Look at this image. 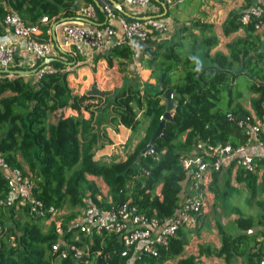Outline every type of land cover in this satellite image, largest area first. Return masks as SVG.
<instances>
[{
    "label": "trees",
    "instance_id": "1",
    "mask_svg": "<svg viewBox=\"0 0 264 264\" xmlns=\"http://www.w3.org/2000/svg\"><path fill=\"white\" fill-rule=\"evenodd\" d=\"M87 2L95 4L93 0ZM80 6L79 0H0V18L14 11L24 23L38 26V40L51 41L47 34L51 25L61 20H75ZM114 11L131 20L124 12ZM96 17L101 22L105 18V13L97 7ZM239 17L240 14H232L228 18L224 34L241 28L247 36L229 44L227 56L211 55L217 44L216 37L211 33L205 36L204 30L211 28L199 21L179 25L178 37L173 41L170 38L159 41L147 64L158 86L153 94L142 95L141 91L127 87L104 97L90 93L73 95L65 71L67 62L72 60L69 53L65 54L66 61L54 59L44 66L53 72L41 77L0 73V157L31 179L37 199L67 212L63 223L66 236L75 231V228L69 229L68 224L86 206V194L92 205L108 210L119 204L122 193L124 200L130 199L140 214L167 220L175 215L190 182L183 160L196 154L198 143L244 146L248 142L247 128L258 122L261 124L258 139L264 144V68L244 64V73H234L240 69L244 57L252 61L264 58L260 51L264 39L254 35L252 27L243 28ZM43 18H47L48 24L41 23ZM0 27L5 26L1 23ZM109 52L108 66L116 60L122 67L119 60L125 62L133 58L130 45L114 46ZM42 62L36 61L30 69L14 65L10 70L42 69ZM162 75L165 78L160 82ZM244 89L255 95L250 99L254 117L241 103ZM167 92H172L175 101L172 120L165 122L161 135L151 146L155 154L143 157L141 153L164 115L166 105L161 100H165ZM94 99L99 101L97 107L85 105ZM67 108L77 111L78 115L64 118L60 114ZM82 109L89 112L88 120L83 118ZM94 112L108 115L109 124L122 125L132 134L145 125L144 136L125 161L94 160L93 150L98 144ZM53 116L57 117L55 123L51 122ZM234 164V161L227 164L224 173V167L212 172L209 190L215 196L216 205L239 193L232 186L234 180L245 186L259 213L254 218L233 208L237 216L234 224L240 233L232 235L217 223L220 248L200 247L199 255H214L226 264H236L240 259L244 264H257L264 257L263 246H255L258 244L255 230L264 229V200H256L258 194H264V159L256 161L253 173L239 169L233 175ZM142 168L147 175L141 172ZM88 176L102 179L108 188L107 197L102 196ZM9 196V187L0 176V264H73L69 260L53 262L50 250L56 241L54 226L45 229L44 221L31 217L28 208L17 199L7 206L5 201ZM251 230L253 233H249ZM190 232L179 228L165 246L158 247L156 257L142 255L130 264H166L176 260L182 256ZM93 240L91 251L100 249L108 258L91 257L86 264H128L120 254L123 247L115 236L93 235ZM78 264H84V260ZM175 264H197V257L181 258Z\"/></svg>",
    "mask_w": 264,
    "mask_h": 264
},
{
    "label": "built area",
    "instance_id": "2",
    "mask_svg": "<svg viewBox=\"0 0 264 264\" xmlns=\"http://www.w3.org/2000/svg\"><path fill=\"white\" fill-rule=\"evenodd\" d=\"M81 1V6L76 12V18L67 22L63 29V45L74 57L80 55L84 49L95 52L109 51L114 46L132 45L134 43H147L152 37L157 41L170 38V26L168 22L152 17L145 19H134L127 21L116 14L114 7L103 3L105 13V25L98 27L84 22L87 19L95 23L96 5ZM164 5L173 7L177 0H163ZM122 4L142 7L150 10V0H122ZM118 22L122 28V36L119 41H114L117 36L113 23ZM239 22L242 27H252L254 33L264 30V0H249L246 9L240 14ZM13 32V34L24 40V51L35 61H44L51 57L54 51V44L51 41L38 40L39 28L36 25L24 23L14 11H8L0 24ZM42 24H48L47 18L41 20ZM17 54L16 45L0 43V69H10L14 65ZM48 67L37 71V76L44 73H52ZM85 105L97 107L98 102L90 100ZM96 110L95 108H93ZM162 119V117L160 118ZM261 129L260 123L249 125L246 130L248 142L244 146L233 148L230 145H205L198 143L196 154L184 158L183 166L189 173L190 182L187 184L183 198L175 215L169 219L159 220L147 218L139 213L132 205L130 199L123 200L117 206H111L108 210H100L92 205L86 194V206L81 209L80 215L69 222L68 228H75V231L66 236L63 223L67 212L57 209L54 206H47L34 196V183L31 179L17 168H12L0 157V176H3L9 187L10 196L5 204L9 206L14 199L28 208V213L35 219H42L48 228L53 225L56 241L51 246L50 253L55 263L71 261L78 264L84 260V264L90 258H103L100 249L91 251L94 245L93 235L115 236L123 247L121 256L127 259L130 264L142 255L157 256L158 247L165 246L170 237H173L179 228H194L197 226L198 218L204 214L206 194L212 181V172H219L227 164L235 162L233 175L240 169L253 173L256 169V161L264 159L249 153L250 144L256 143L264 151V144L258 139ZM152 148L142 154L143 157L154 155ZM145 175L148 172L141 169ZM4 204V202H1ZM11 240H13L11 238ZM69 264V263H65ZM257 264H264V257Z\"/></svg>",
    "mask_w": 264,
    "mask_h": 264
},
{
    "label": "crops",
    "instance_id": "3",
    "mask_svg": "<svg viewBox=\"0 0 264 264\" xmlns=\"http://www.w3.org/2000/svg\"><path fill=\"white\" fill-rule=\"evenodd\" d=\"M114 1L123 8L125 16L131 18V20L152 17L168 22L171 31V40L178 37L176 28L179 25L188 24L192 21H199L200 23L209 26L211 29L204 30V35L206 36L211 33L217 40L216 46L211 50L212 56H227L228 45L237 39H243L247 36L245 29L241 28L225 35L223 27L232 14H241L246 9L249 0H177L173 7L165 6L164 1L160 0L157 3L151 2L150 10H145L142 7L124 5L121 3L122 0ZM96 2L98 4L106 3L105 0H96ZM67 22L69 21L61 20L60 23L52 24L48 30L47 34L50 37L51 42L54 44V51L51 53L50 57L53 60L59 59L66 61L67 59L65 54L69 53V50L63 45V29ZM104 23L105 18L103 19V22L99 21V18L95 21V25L98 27ZM113 26L117 31V36L114 41H119L122 36L121 25L118 22H114ZM193 32L199 34V31L196 29H193ZM263 34L264 30L260 33H254L256 36H261L262 40L264 39ZM0 43L16 45L17 54L14 65L23 69H30L35 64L36 61L24 51L25 41L16 37L13 32L6 27H0ZM158 43L157 39L152 37L147 43H134L130 45L133 51V58L130 61L125 62L124 60H119L123 63L122 67H119L118 61L116 60H113L112 65L108 66L107 58L110 56L109 51L95 52L89 49H84L80 55L75 57L69 53L72 60L67 62L65 70L67 72L69 89L72 94L76 96H82L87 93L98 96L92 93V90L95 89L103 94V96L99 97H104L106 94L115 93L127 87L141 91L142 95L157 92V82L152 78V72L149 67H147V64L151 61V55L156 51ZM262 44L264 45V43ZM106 52H108L107 55L105 54ZM244 64L245 67L258 64L264 68V58L261 57L257 61H252L248 56L244 57L239 70H244ZM154 65L156 64L154 63ZM2 70L3 69H0V73H2ZM252 98H255V95L250 94L247 89H244L241 103L254 117L250 107V99ZM94 101L99 102L97 99H94ZM161 103L166 105V100H161ZM81 114L86 120L90 118L89 112L84 109L81 110ZM102 114L103 113L101 112H94L93 116L95 120L94 131L98 136V144L93 150L94 160L106 163L125 161L127 154L134 150L139 140L144 136L145 125L142 124L137 132L132 134L130 129L122 125L112 126L108 122V115L103 116ZM60 115L67 118L70 116H77L78 112L67 108ZM53 117L51 122L55 123L57 117ZM248 151L252 155L258 157L264 156L263 149L256 143L250 144ZM225 167L222 170L223 173L226 169ZM88 179L95 182L100 189L102 196H108V188L103 183L102 179L93 176H88ZM232 186L239 190L241 184H238L233 180ZM160 189L161 186L157 189L158 195ZM238 194H234L227 201L216 205V201L214 202V194L211 191H208L206 194L204 215L202 214L198 218L197 226L191 229L187 228V230H190L191 232L189 234L188 244L185 246L182 256L176 260L168 261L166 264H175L178 259L188 256L197 257V264H226L221 258L214 255H199V248H220L221 242L216 227L217 223H221L226 231L232 235L240 233L234 224V220L237 216L232 209L238 208L244 216L246 214L241 208L230 204V200L235 198ZM210 199L212 202L209 203L208 200ZM80 211L81 210L78 212V216L80 215ZM209 211L216 213L218 216L215 225L211 222V213H209ZM226 217L229 218L226 220L224 219ZM44 228L46 229L47 227L44 226ZM249 233H253V231L251 230ZM255 236L258 243L255 245L256 248H258L259 245H262L264 248V230L258 228L255 230ZM236 264L244 263L240 259Z\"/></svg>",
    "mask_w": 264,
    "mask_h": 264
},
{
    "label": "water",
    "instance_id": "4",
    "mask_svg": "<svg viewBox=\"0 0 264 264\" xmlns=\"http://www.w3.org/2000/svg\"><path fill=\"white\" fill-rule=\"evenodd\" d=\"M93 1H95V5H96V7H97L101 12H103L102 6H101L100 4H98V3L96 2V0H93ZM105 2H106V4H109V5H111L112 7H114L116 10H118V11H120V12H123V8H122L117 2H115L114 0H105ZM82 20H83L84 22L90 24V25H95V23L92 22V21H90V20H87V19H82ZM62 21H65V20H62ZM260 51L264 53V45H263V44L261 45ZM105 54L107 55L108 52H106ZM51 61H53V59H51V58H48V59L44 60V61L42 62V64L40 65V68H42V67L48 65ZM215 66H216V64H215ZM38 70H39V69H33V70H30V71H29V70H18V71H12V70H10V69H4V70H2V73H5V74H11V75L13 74V75H18V76H29V75H34V74H36ZM234 73H235V74H237V73H244V70L241 69V70H239V71H234ZM164 78H165V75H162V77H161V81H160V82H163ZM92 93H93V94H96V95H98V96H103L102 93H100L99 91H96L95 89L92 90ZM165 100H166V108H165L164 115H163L162 119L160 120L159 125H158V127H157L155 133L153 134V136H152V138H151V140H150L149 145L146 146V148L142 151L141 154H143V153H145L147 150H149V149L151 148V146L154 144L155 139L161 135V132H162V130H163V128H164L165 122H166V121H171V120H172V112H173L174 107H175V101H174V99H173V94H172V92H167V93L165 94ZM119 199H120L119 204H121V203L123 202V200H124L122 193H120Z\"/></svg>",
    "mask_w": 264,
    "mask_h": 264
},
{
    "label": "rangeland",
    "instance_id": "5",
    "mask_svg": "<svg viewBox=\"0 0 264 264\" xmlns=\"http://www.w3.org/2000/svg\"><path fill=\"white\" fill-rule=\"evenodd\" d=\"M222 107H224V106H222ZM208 191H210V190L208 189ZM256 200H260V201L264 200V194H262V193L258 194V196L256 197ZM208 201H209V203L212 202L211 199ZM214 202H215V199H214ZM217 203H220V202H217ZM230 204L232 206H236V207L241 208L243 210V212L246 214L245 216H252L254 218H257V215L259 212H258L257 208L255 207L254 201L250 200L249 192L246 190L244 185L241 184L240 189H239V194L237 196H235V198H232L230 200ZM209 213H211L210 214L211 222H212V224L215 225V221L218 218V216L216 215V213H212L211 211H209ZM219 216H221V215H219ZM228 218L229 217H226L224 219L227 220Z\"/></svg>",
    "mask_w": 264,
    "mask_h": 264
}]
</instances>
